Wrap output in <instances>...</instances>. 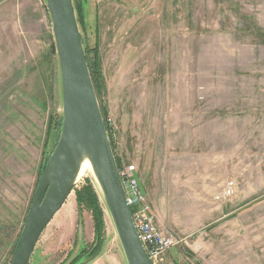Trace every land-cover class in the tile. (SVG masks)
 I'll return each instance as SVG.
<instances>
[{"label":"rangeland","instance_id":"rangeland-1","mask_svg":"<svg viewBox=\"0 0 264 264\" xmlns=\"http://www.w3.org/2000/svg\"><path fill=\"white\" fill-rule=\"evenodd\" d=\"M72 4L85 48L98 47L114 154L138 166L158 227L179 242L166 264H264V0ZM60 117L44 0H0V264L11 262ZM87 180L101 239L73 191L29 264H126L92 174L76 188ZM230 180L233 196L214 201Z\"/></svg>","mask_w":264,"mask_h":264},{"label":"water","instance_id":"water-1","mask_svg":"<svg viewBox=\"0 0 264 264\" xmlns=\"http://www.w3.org/2000/svg\"><path fill=\"white\" fill-rule=\"evenodd\" d=\"M44 2L59 63L62 126L57 144L39 177L10 264L30 263L42 233L76 188L84 162L90 166L126 264H152L126 204L72 0Z\"/></svg>","mask_w":264,"mask_h":264},{"label":"built area","instance_id":"built-area-1","mask_svg":"<svg viewBox=\"0 0 264 264\" xmlns=\"http://www.w3.org/2000/svg\"><path fill=\"white\" fill-rule=\"evenodd\" d=\"M118 172L134 227L148 258L152 264H166V254L179 242L173 236L164 234L158 227L152 207L139 185L136 165H128ZM234 191V181H227L213 199L216 202H224L233 196Z\"/></svg>","mask_w":264,"mask_h":264},{"label":"trees","instance_id":"trees-1","mask_svg":"<svg viewBox=\"0 0 264 264\" xmlns=\"http://www.w3.org/2000/svg\"><path fill=\"white\" fill-rule=\"evenodd\" d=\"M81 41H82V46L84 48L85 59H86V63L88 66L89 73H90L92 85H93L97 100L99 101V95H100L101 89H102V73H101L100 65H99L98 47H94V49H92V50H87V48H85V46H84V41H83L82 37H81ZM99 107H100V111H101V114L103 117L105 130L108 134L109 142H110L112 151L114 153V149L112 147V137L109 133V122L106 119L107 112L105 111V109H103L101 107V105H99ZM61 126H62V117H60V119L58 121H55V120H53V118H50L49 126H48L49 130L53 128L54 130L57 131V134H56L57 136L55 139V145H56V142H57L59 134H60ZM55 145L53 146L52 151L54 150ZM51 153H49L48 156L46 157L44 167H45V164L48 161ZM114 156H115L117 168H118V170H120L121 169V163L115 154H114ZM44 167H43V169H44ZM74 192L77 196L78 204L81 207H83L84 209H86L92 213L94 223H95L94 226H95L96 236H97V238L101 239L102 230H103V216H104V214L102 211V205L99 202L98 193L96 192L93 183L90 180H87L85 182V184L80 189H77V188L74 189ZM31 202H32V200H31ZM31 202H30V204H31ZM30 204H29V206H30ZM28 209H29V207H28ZM28 209H27V211H28ZM25 216H26V214H25ZM24 220H25V218H24ZM21 229H22V227L20 228V230L16 236V241H15V244L13 246V250H14V247L17 243L18 238H19Z\"/></svg>","mask_w":264,"mask_h":264},{"label":"bare ground","instance_id":"bare-ground-1","mask_svg":"<svg viewBox=\"0 0 264 264\" xmlns=\"http://www.w3.org/2000/svg\"><path fill=\"white\" fill-rule=\"evenodd\" d=\"M88 174L89 175L91 174V169H90L89 164L87 162H84L81 169H80L78 180H80L82 177H84Z\"/></svg>","mask_w":264,"mask_h":264},{"label":"crops","instance_id":"crops-1","mask_svg":"<svg viewBox=\"0 0 264 264\" xmlns=\"http://www.w3.org/2000/svg\"><path fill=\"white\" fill-rule=\"evenodd\" d=\"M117 158L119 159V161H120V163H122V161H121V159L119 158V156H117ZM134 164V163H133ZM136 167H137V176H138V180H139V182H140V178H139V171H138V166L136 165ZM235 183V182H234ZM225 185V184H224ZM224 185H223V187H224ZM222 187V188H223ZM235 187H236V185H235ZM222 190V189H221ZM145 192V191H144ZM145 194H146V196H147V193L145 192ZM147 199H148V197H147Z\"/></svg>","mask_w":264,"mask_h":264}]
</instances>
